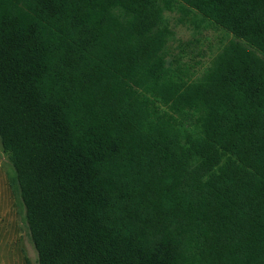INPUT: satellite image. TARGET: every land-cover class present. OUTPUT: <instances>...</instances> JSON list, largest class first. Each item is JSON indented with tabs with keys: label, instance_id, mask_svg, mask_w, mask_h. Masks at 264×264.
<instances>
[{
	"label": "trees",
	"instance_id": "obj_1",
	"mask_svg": "<svg viewBox=\"0 0 264 264\" xmlns=\"http://www.w3.org/2000/svg\"><path fill=\"white\" fill-rule=\"evenodd\" d=\"M0 148L37 264H264V0H0Z\"/></svg>",
	"mask_w": 264,
	"mask_h": 264
},
{
	"label": "rangeland",
	"instance_id": "obj_2",
	"mask_svg": "<svg viewBox=\"0 0 264 264\" xmlns=\"http://www.w3.org/2000/svg\"><path fill=\"white\" fill-rule=\"evenodd\" d=\"M164 15L170 29L167 61L185 67L192 77L201 75L232 37L223 29L201 21L198 14H191L184 22L179 21L178 12ZM6 162L0 148V264H37L36 252L21 227L17 204L7 182Z\"/></svg>",
	"mask_w": 264,
	"mask_h": 264
}]
</instances>
